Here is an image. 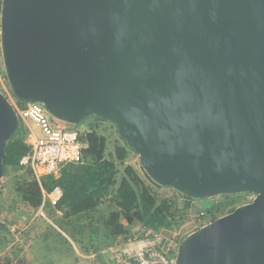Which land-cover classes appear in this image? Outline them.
Segmentation results:
<instances>
[{"label":"water","instance_id":"95a60500","mask_svg":"<svg viewBox=\"0 0 264 264\" xmlns=\"http://www.w3.org/2000/svg\"><path fill=\"white\" fill-rule=\"evenodd\" d=\"M0 48L17 100L114 123L154 183L255 195L175 264H264V0H2ZM20 125L0 89V190Z\"/></svg>","mask_w":264,"mask_h":264},{"label":"trees","instance_id":"16d2710c","mask_svg":"<svg viewBox=\"0 0 264 264\" xmlns=\"http://www.w3.org/2000/svg\"><path fill=\"white\" fill-rule=\"evenodd\" d=\"M1 3L2 0L0 14ZM18 103L25 105L19 100ZM20 121V127L15 129L6 147L4 176L11 171H21V158L29 149L30 130L24 121ZM86 121L89 122V129L78 130L83 142L82 161L67 162L59 175L42 178V186L47 191H51L55 185L63 188L64 196L53 206V210L62 212V222L69 226L85 252L89 253L90 247L98 250L101 242L109 246L122 240H132L134 224H139L145 230L142 236L163 231L169 234L179 227L188 218L191 202L195 199L179 193L185 198L181 204L176 198L156 194L153 184H158L147 174L145 178L142 177L134 165L127 163L133 149L125 139L117 135L118 138L110 146L108 135L100 131L99 127L104 120L91 116L81 123ZM42 186L31 167L16 175L15 187L20 198L34 209L43 205ZM246 194L251 193L226 194L209 201L205 199L208 202L198 210L200 219L204 221L199 227L233 211L240 205L239 198ZM112 206L116 209L110 208L107 213H103L106 207ZM188 234L183 235L180 242ZM87 243H91V246H87ZM156 248L168 259H175L177 251L170 250L171 247L170 251L159 246Z\"/></svg>","mask_w":264,"mask_h":264},{"label":"rangeland","instance_id":"374dc122","mask_svg":"<svg viewBox=\"0 0 264 264\" xmlns=\"http://www.w3.org/2000/svg\"><path fill=\"white\" fill-rule=\"evenodd\" d=\"M0 76L4 78L5 81H7V78L5 77L1 48ZM51 119L54 124L66 129H89V122L87 121L81 124L79 123L73 125L53 117ZM99 127L100 131L108 135L110 139L109 145L112 146L114 141L118 138L117 127L115 124L108 121H101ZM127 163L134 165L139 174L144 178L146 177V172L140 164L138 153L135 151H130ZM19 173H22V171H11L8 175L3 177L4 183L2 185L0 194V213L16 212L18 210L15 206L18 200H20V197L15 187V181L16 175ZM153 190L159 196L176 198L181 204L185 202V198L181 196L178 191L171 187L153 184ZM220 196L223 195L205 199H208L209 201V199H219ZM254 197L255 195L252 193L243 195L241 198H239V204L241 205L243 203L250 202ZM205 199H195L192 201V207L189 210L188 218L169 234H166V232L163 231L159 234L142 236L143 232L145 231L140 228L141 226L135 224V226L132 227L136 234V237L134 238L139 241L141 240L142 246L140 247L153 245L155 247L159 246L165 248V251H177L181 237L196 230V228L204 222L200 219L198 210L202 209L203 205L208 202ZM48 207L49 206L46 205L44 210L42 207L37 210L35 209L34 211L38 212L36 215H33L34 217L31 219L30 224H28V222H23L25 224H19L15 230V233H21V236L25 239L24 241L26 244L29 243L26 246L24 253V260L26 261L25 264H85L88 261H95L99 264H104V262H101L104 254L99 251L100 248H98V250L94 249L92 252L86 253L85 249L81 247V244L77 241V238L70 231L69 226L61 222L57 216L51 213L52 210H50ZM110 208L116 209L115 206L106 207L103 213H107ZM19 211L23 214L26 213V210L23 208H20ZM100 245H102V242ZM87 246H91V243H87ZM169 247H171L170 250ZM123 248L125 247H121L120 250H116L115 253L119 255V253L123 251ZM129 249H131L130 252L136 250L133 248ZM92 253L95 254L92 255ZM134 257L135 256H133L132 259H134Z\"/></svg>","mask_w":264,"mask_h":264},{"label":"built area","instance_id":"2783aa9c","mask_svg":"<svg viewBox=\"0 0 264 264\" xmlns=\"http://www.w3.org/2000/svg\"><path fill=\"white\" fill-rule=\"evenodd\" d=\"M0 89L16 108L20 120L24 121L30 131L29 151L21 158L20 163L32 167L38 177L57 175L67 162L82 161L83 142L75 128H63L52 121V116L41 102H27L19 105L7 81L0 76ZM52 205H57L63 197V189L55 185L46 193ZM131 249H124L119 254L121 264H175V259L167 256L153 245L139 247L131 261ZM87 264H96L89 262Z\"/></svg>","mask_w":264,"mask_h":264},{"label":"crops","instance_id":"0c3cea01","mask_svg":"<svg viewBox=\"0 0 264 264\" xmlns=\"http://www.w3.org/2000/svg\"><path fill=\"white\" fill-rule=\"evenodd\" d=\"M75 129H77V128H75ZM81 131H84V130H81ZM30 134H31V131H30ZM29 141H30V139H29ZM29 141L27 144H28V147L30 148ZM28 151H29V149H28ZM22 166H23V168L21 169L22 173L30 167V166L25 167L24 165H22ZM62 168H61V170H62ZM32 170L34 172V175L36 176V178L38 179V181L40 182V184L42 186V178L45 176H48V175H43L41 177H38L33 168H32ZM61 170L57 175H59L61 173ZM3 183H4V178L2 179V185H3ZM1 189H2V186H1ZM42 190H43V199L44 200H43V205L41 207L44 210L46 205H48L49 206L48 208H50V210H52L51 213H53L55 216H57V218L62 222L64 219L62 216V212L61 211H54L53 206H55V205H52L51 202L47 199L48 197H47L46 193L51 192L53 189L51 191H47L42 186ZM0 194H1V190H0ZM63 196H64V190H63ZM19 197H20V195H19ZM15 207H16V209H18L16 212L0 213V264H25L26 263V261L24 260V253L26 250V246L29 243L26 244V242L24 241L25 239L21 236V233L20 232L15 233V230H16L17 226L19 224L22 225L23 222H28V224H30L31 219L34 217L33 215H36L38 211L35 212L34 211L35 209L31 205H29L27 202L23 201L21 198H20V200H18ZM20 208L25 209L26 213H24V214L20 213V211H19ZM23 224H25V223H23ZM137 225L140 226L139 224H137ZM134 226H135V224L132 225V227H134ZM132 232L134 235L132 240H129V241L122 240L119 243L109 245V246L104 245V243L102 242V245H101L102 248L100 247V249H99V251L102 254H104L101 262L102 263L104 262V264H121L118 262L119 258L117 259V257H119V255L115 253L116 250H120L121 247H125V248H123V250L129 249V248H133L136 250L139 249L138 247L142 246L141 240L139 241V240L135 239L134 237H136V234L133 231V229H132ZM77 237L78 238L80 237L78 233H77ZM91 243H93V242H91ZM93 250L94 249L92 248L90 252H92ZM136 250L130 252L132 257L134 256V253L136 252ZM93 254H95V253H92V255ZM131 261H133L132 258H131ZM89 262H94L96 264H99L95 261H88L85 264H87ZM124 264H126V263H124Z\"/></svg>","mask_w":264,"mask_h":264},{"label":"flooded vegetation","instance_id":"af4514ba","mask_svg":"<svg viewBox=\"0 0 264 264\" xmlns=\"http://www.w3.org/2000/svg\"><path fill=\"white\" fill-rule=\"evenodd\" d=\"M244 193H246V192H244Z\"/></svg>","mask_w":264,"mask_h":264}]
</instances>
